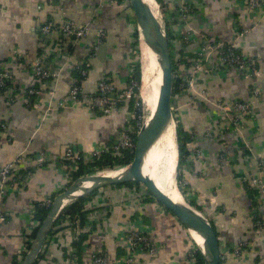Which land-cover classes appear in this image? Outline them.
Instances as JSON below:
<instances>
[{
	"label": "crops",
	"instance_id": "crops-1",
	"mask_svg": "<svg viewBox=\"0 0 264 264\" xmlns=\"http://www.w3.org/2000/svg\"><path fill=\"white\" fill-rule=\"evenodd\" d=\"M261 1L256 10L249 9L247 0H161L159 4L173 36L172 55L181 64L192 60L202 44L234 41L239 32L244 36L236 48L256 62L249 77L228 67H221L214 77L202 72L197 87L207 91L211 102L191 100L190 90L174 99L179 109L178 123L190 135L182 178L189 180L190 200L217 232L221 264H264V228L256 224L264 217V204L256 209L258 195L248 190L243 181L257 173V160L245 143L264 160V0ZM67 20L81 27L99 28L104 37L99 39L93 32L75 40L62 32ZM49 24L53 27L46 33L43 29ZM189 31L191 44L185 46L181 37ZM135 32L134 16L123 2L0 0V63L4 64L3 73L8 74L0 89V168L24 149L32 154L47 151L59 159L68 147L88 154L100 147L111 149L121 142L122 134L132 126L130 101L111 114L85 105L60 108L47 116L44 112L51 103L69 104V92L76 84L84 96L98 94L101 83L112 86L111 96L126 90L134 79L138 58ZM38 57H44L47 67L59 72L57 80L46 85L37 78L33 64ZM85 63H89L88 75L82 78L75 68ZM32 89L41 92L31 96ZM238 101L249 104L251 112L241 118L240 131L235 132L225 113L211 104ZM194 151H199L200 156ZM75 171L58 163L31 169L24 186L8 190L0 202V211L8 215L0 224V264H17L36 218V205L62 193ZM96 191L84 203V227L89 229L80 247L73 245L74 232L61 230L59 225L60 230L50 234L36 264H70V249L76 250L77 264H93V257L100 254L122 259L131 231L146 234L156 248L153 255L139 253L140 264H190L194 242L166 208L148 196L143 199L135 188L115 185Z\"/></svg>",
	"mask_w": 264,
	"mask_h": 264
},
{
	"label": "built area",
	"instance_id": "built-area-1",
	"mask_svg": "<svg viewBox=\"0 0 264 264\" xmlns=\"http://www.w3.org/2000/svg\"><path fill=\"white\" fill-rule=\"evenodd\" d=\"M111 3H116L122 0H108ZM125 3V1H124ZM247 4L250 10H256L261 7L262 1L261 0H247ZM159 5V4H158ZM160 6V5H159ZM183 11L187 12V7L182 8ZM162 15V14H161ZM162 19L164 22V18L162 15ZM165 24V22H164ZM53 24H49L44 27V32L48 33L51 31ZM166 29V25H165ZM62 32L69 37L74 38L75 40H81L83 38L89 37L95 32L99 39L104 37V32L97 28L93 30L92 28L85 26L81 27L74 21L67 20L64 22L62 26ZM167 32V31H166ZM191 32H187L182 36L181 42L185 46H189L191 44L192 36ZM244 36V33L239 32L236 33V38L234 41L223 42L218 41L215 43H204L202 46L199 47L195 54V58L189 63V65L181 64L179 59L177 58L174 66V79H181L184 80L183 86L186 90H190L192 93L191 100L202 99L207 102H211L208 99V93L206 90H200L197 87V82L199 75L202 72H207L208 76H216L221 67H228L237 70V72L244 74V76L249 77V73L253 71L254 67L256 66V62L253 59H248L241 55V53L237 52L238 49L236 48V43ZM44 57H38L35 59L33 64V71L37 78H39L44 84H50L51 82L57 80L59 78L58 71H52L50 68L47 67L45 63ZM215 60V62H213ZM16 64V63H15ZM3 63H0V72L3 70ZM88 67L89 63H85L82 66H76L75 71L82 77L86 78L88 75ZM250 70L247 71V68ZM8 77L7 73H0V89L5 84V79ZM139 84L137 80L132 79L130 84L126 90L117 94V96L112 97L111 94L114 93L113 88L111 85L106 83H101L99 85L98 94L94 96H84L82 93V88L79 84L74 85L70 92L69 98L70 103L67 104L64 101H59L56 105L51 103V106L45 110L44 115L47 116L51 113L57 112L60 108H67L69 106H78V105H85L88 106L90 110L95 111H102L105 114H111L116 112L120 106L123 104L131 101L134 98H139L136 93V88ZM40 89H32L30 91L31 96H36L40 94ZM51 96L54 95V90L51 89L49 91ZM181 94V93H179ZM177 94L173 98V114L175 118L176 126L178 124L177 120V113L179 109L174 104V99L179 96ZM138 104V102H136ZM213 105L217 110H220L225 113L226 119L231 126V128L236 132L240 131V120L245 115H248L251 112V107L249 104L244 102H234L232 104H227L224 102H214ZM134 118V115H133ZM144 121L143 117L141 118V124H139L138 131L135 132L134 127L131 126L128 131H125L122 134L121 142L110 148H98L95 151L82 154V152L76 150L73 147H68L64 153V155L57 159L50 155L47 151H40L36 154L30 153L27 149L20 151L17 157L6 166H4L0 170V202L5 197L8 190L11 188H16L18 186H24L27 182V171L31 169H39L46 165L51 164H62L63 166H70L73 170H78L81 165L85 164H93L103 158L105 154L109 153H118L121 150L125 149L130 151L131 153L134 152L136 146V137L132 136L134 133H139V131L143 128ZM2 129H6L5 124H1ZM211 135V134H209ZM246 144V149L252 155L255 156L257 160V173L250 175L248 178H245L243 181L246 183V187L250 191H255L258 195L257 207L256 209L260 208L264 204V160L261 154H256L249 143ZM197 156H200L199 151H194ZM128 167V166H124ZM110 169V168H105ZM115 169V168H114ZM98 170V169H97ZM104 169L101 172L105 171ZM112 170V169H110ZM92 171H95L92 170ZM101 172H93L90 174H98ZM183 173V172H182ZM87 174V175H90ZM181 174V172H180ZM183 175V174H182ZM70 175L69 178H71ZM183 187L187 188V191H191L189 189V180L182 178L180 181ZM73 182L70 180L69 185ZM137 194L140 197L146 198L148 193L145 189L137 190L135 188ZM190 193V192H189ZM192 194V191H191ZM143 198V199H144ZM148 198H150L148 196ZM54 198L48 197L45 199L40 205L45 208H50L53 204ZM155 201V200H154ZM75 202V201H74ZM157 202V201H156ZM73 202H69L65 205L63 210ZM261 203V206H260ZM62 210V211H63ZM61 211V213H62ZM60 213V214H61ZM60 216V215H59ZM8 215L4 212L0 211V224L4 223L7 220ZM65 221L70 223L72 226L71 231L74 232V240H78V237L89 228L79 226L78 217L70 218L69 216L65 217ZM40 222L35 219L32 222V228L29 237L24 245L21 254L19 255L17 264H21L30 250L31 244L33 242V238H31L32 232L40 226ZM257 226L259 228H264V217L257 220ZM127 249L126 255L122 259H113L106 254L95 255L93 257V264H140L137 256L139 253L145 252L153 255L156 252V248L153 242L149 239V237L141 232L138 231H131L127 235ZM30 245V247H29ZM239 255V251L236 250L235 252ZM196 255L194 252L190 254V264H195ZM69 262L70 264H77L78 257L76 255L75 249H70L69 255Z\"/></svg>",
	"mask_w": 264,
	"mask_h": 264
},
{
	"label": "water",
	"instance_id": "water-1",
	"mask_svg": "<svg viewBox=\"0 0 264 264\" xmlns=\"http://www.w3.org/2000/svg\"><path fill=\"white\" fill-rule=\"evenodd\" d=\"M155 1L157 2V0ZM129 4L135 19L137 39L139 42L143 41L156 55L157 69H159L162 76L161 85L159 87L158 112L156 120H154L153 126L150 129L143 126L137 134L136 146L134 152L132 153V162L128 165V167H121L126 168V171L123 174L120 176L101 175V173L85 175L76 179L64 192L55 196L49 213L38 227L30 250L21 264H36L48 237L52 233L56 219L59 217L61 211L67 203L84 198L103 187L131 182H137L144 186L155 201L166 208L179 220L198 247L205 264L222 263L221 246L214 226L207 220V218H205L201 211L193 207L197 212L203 215L205 219L202 224L198 223L180 203L176 202L171 196L165 194L157 184L153 183L151 178H149L143 170L145 155L163 137V135L168 132V129L172 124L176 126L172 110L174 59L166 29L164 34L161 35L150 5L145 2V0H129ZM176 141L178 160L175 167V182L178 185L180 153L177 129ZM1 169L2 168H0V170ZM87 185L91 186L87 187ZM193 233H196L203 238L204 244L202 247L198 245Z\"/></svg>",
	"mask_w": 264,
	"mask_h": 264
},
{
	"label": "bare ground",
	"instance_id": "bare-ground-1",
	"mask_svg": "<svg viewBox=\"0 0 264 264\" xmlns=\"http://www.w3.org/2000/svg\"><path fill=\"white\" fill-rule=\"evenodd\" d=\"M150 5L155 16L157 26L161 35L164 34L165 24L159 13V5L155 0H145ZM160 10V9H159ZM141 63L142 79L140 97L142 99L144 110L147 113L143 117L144 127L150 129L156 120L158 112L159 87L161 85V72L157 69V57L141 41ZM156 67V68H155ZM157 69V70H156ZM178 160V150L176 141V126L171 125L168 132L148 151L144 157L143 170L152 182L157 184L161 190L171 196L176 202L180 203L189 212L193 218L200 224L204 222V216L197 212L193 206L186 202L185 197L175 182V167ZM107 170V169H106ZM101 172V175L120 176L126 171V168L119 170H107ZM111 171V172H108ZM91 185H87L89 187ZM86 188V187H85ZM199 246H203L204 240L196 233H193Z\"/></svg>",
	"mask_w": 264,
	"mask_h": 264
},
{
	"label": "trees",
	"instance_id": "trees-1",
	"mask_svg": "<svg viewBox=\"0 0 264 264\" xmlns=\"http://www.w3.org/2000/svg\"><path fill=\"white\" fill-rule=\"evenodd\" d=\"M125 1V3H124ZM119 2H123L125 4V6L127 7V10H129L132 13L130 4H129V0H122ZM158 4H162L161 0H157ZM162 7V6H161ZM166 30H167V36L168 39L170 40V45H171V49L172 47H174L175 45L173 44V36L170 32V28L169 25L166 24ZM135 41L136 43L138 42L137 39V34L135 32ZM182 40V37H181ZM138 45V44H136ZM239 52V51H237ZM195 58V56H194ZM193 58V59H194ZM174 66H175V62L177 61L174 56ZM192 59V60H193ZM190 60L189 62L185 63V65H189V63L192 61ZM250 70V68H247V71ZM134 79L137 80L139 86L141 84V66H140V62L137 58L136 60V64L134 67ZM184 84V80L181 79H174V83H173V98L179 94L182 93L183 91H186L185 87L183 86ZM136 93L137 95L139 94V88H136ZM97 95V94H96ZM138 102V104L136 103ZM129 109L130 111L133 113L134 118L132 120V126L134 127L135 132L138 131V127L139 124H141V118L143 115V105H142V100L141 98H134L129 102ZM132 136L136 137L137 133L132 134ZM177 137H178V144H179V153H180V159H179V167L181 169V167L184 165L185 162V158L186 156L189 154V151L187 149V144L190 141V135L188 134L187 131H185V129L183 128V126L178 123L177 124ZM133 159V154L128 151V150H121L118 153H109V154H105L103 156V158L93 164H90L89 166H81V168H79L78 170H76L75 172L72 173V182H74L76 179L85 176L87 174L92 173V170H103L105 168H110V169H116V168H121L124 166H128L130 165V163L132 162ZM107 169V170H110ZM180 181L182 180V174H180ZM70 186V185H69ZM67 186L66 189L69 187ZM117 187H129V188H136L137 190H141V189H145L144 186H142L140 183L137 182H131V183H126V184H120V185H116ZM64 189V191L66 190ZM146 190V189H145ZM63 191V192H64ZM97 191H94L92 194L81 198L75 202H73L71 205L67 206L62 213L60 214V216L56 219V222L54 224L52 233L54 231H59L60 228L58 229V226L61 225L62 229L61 230H66V229H72V226L70 223H67L65 221V217L69 216L70 218H74V217H78L79 220V226L80 228L84 226L86 220H87V211L85 210L84 207V203L91 198ZM147 192V190H146ZM148 193V192H147ZM148 196L152 199L155 200L149 193ZM55 198V197H54ZM191 205H193V207H196L194 205L193 201H190ZM197 208V207H196ZM199 211H201L199 208H197ZM50 208H45L42 207L41 205H36V220L39 221L40 223H42L45 218L47 217L48 213H49ZM41 225V224H40ZM38 228H36L33 232H32V236L31 238H35L36 233H37ZM84 239H86V236L83 235V233L78 237V240H75V242L73 243L74 247H80V245L82 244V242L84 241ZM30 247V245H29ZM195 255H196V260H195V264H205V261L198 249V247L196 246V244L194 243V249H193ZM42 253L40 254L39 258L41 257Z\"/></svg>",
	"mask_w": 264,
	"mask_h": 264
},
{
	"label": "rangeland",
	"instance_id": "rangeland-1",
	"mask_svg": "<svg viewBox=\"0 0 264 264\" xmlns=\"http://www.w3.org/2000/svg\"><path fill=\"white\" fill-rule=\"evenodd\" d=\"M158 4V3H157ZM160 9V10H159ZM158 11H159V13H161L162 14V11H161V8H158ZM167 31V30H166ZM137 50H138V54H137V57H138V60H139V62H140V66H141V76H142V63H141V46H140V42H139V40H138V42H137ZM139 87V94H138V97L139 98H141L140 97V90H141V84H140V86H138ZM142 100V99H141ZM142 105H143V102H142ZM147 113L145 112V110H144V105H143V115H142V117H144L145 115H146ZM177 129V128H176ZM119 169H121V168H116V170H119ZM105 170V169H104ZM112 170H114V169H112ZM111 170V171H112ZM95 171H97V172H101V170H95ZM95 171H92V173L93 172H95ZM111 171H108V172H111ZM106 172H107V170H106ZM180 172H181V174H182V168L180 169V167H179V176H180ZM178 185H179V189H180V191L182 192V194L184 195V197H185V199H186V201H187V203L188 204H190L191 205V203H190V201H192V200H190L191 199V194H189V192L191 193V191H187V188L186 187H183V185L181 184V182H180V177H179V179H178ZM191 206H193V205H191ZM196 208V207H195Z\"/></svg>",
	"mask_w": 264,
	"mask_h": 264
}]
</instances>
